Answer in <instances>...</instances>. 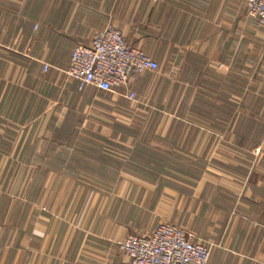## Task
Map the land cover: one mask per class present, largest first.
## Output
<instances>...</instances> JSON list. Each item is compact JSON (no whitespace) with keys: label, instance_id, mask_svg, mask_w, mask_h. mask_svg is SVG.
Wrapping results in <instances>:
<instances>
[{"label":"crops","instance_id":"obj_1","mask_svg":"<svg viewBox=\"0 0 264 264\" xmlns=\"http://www.w3.org/2000/svg\"><path fill=\"white\" fill-rule=\"evenodd\" d=\"M108 27L159 65L139 106L64 74ZM166 223L209 264H264V28L245 0H0V264H132L117 242Z\"/></svg>","mask_w":264,"mask_h":264},{"label":"built area","instance_id":"obj_2","mask_svg":"<svg viewBox=\"0 0 264 264\" xmlns=\"http://www.w3.org/2000/svg\"><path fill=\"white\" fill-rule=\"evenodd\" d=\"M245 8L247 16L264 28V0H245ZM158 69L146 53L128 43L122 31L108 27L95 33L89 46L74 49L64 74L81 86L138 103L131 86L138 77ZM44 70L49 66L44 65ZM121 89L125 92L120 93ZM117 246L132 264H209L211 257L210 247L195 241L185 229L167 223L149 235H129Z\"/></svg>","mask_w":264,"mask_h":264},{"label":"rangeland","instance_id":"obj_3","mask_svg":"<svg viewBox=\"0 0 264 264\" xmlns=\"http://www.w3.org/2000/svg\"><path fill=\"white\" fill-rule=\"evenodd\" d=\"M129 104H131L132 106H139V103H141L140 101V97L138 96V103H131V102H128Z\"/></svg>","mask_w":264,"mask_h":264}]
</instances>
